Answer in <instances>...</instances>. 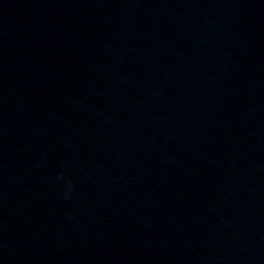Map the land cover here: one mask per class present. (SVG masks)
<instances>
[{
  "label": "water",
  "instance_id": "1",
  "mask_svg": "<svg viewBox=\"0 0 264 264\" xmlns=\"http://www.w3.org/2000/svg\"><path fill=\"white\" fill-rule=\"evenodd\" d=\"M0 264H264V0H0Z\"/></svg>",
  "mask_w": 264,
  "mask_h": 264
}]
</instances>
